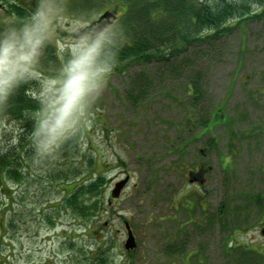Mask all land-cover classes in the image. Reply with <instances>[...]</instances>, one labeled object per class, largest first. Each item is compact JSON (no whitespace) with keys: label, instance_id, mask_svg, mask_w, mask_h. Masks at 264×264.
Wrapping results in <instances>:
<instances>
[{"label":"rangeland","instance_id":"obj_1","mask_svg":"<svg viewBox=\"0 0 264 264\" xmlns=\"http://www.w3.org/2000/svg\"><path fill=\"white\" fill-rule=\"evenodd\" d=\"M18 1L27 6L31 2L0 0L5 5L0 9V40L13 39L12 30L18 37L20 25L33 23L14 21L10 6ZM40 1L47 11L41 16L47 22L44 34L61 54L69 52V46L85 36L82 30L106 9L115 10L118 19L105 27L101 42L122 36V0ZM210 1L240 5L246 20L232 35L213 41L215 47L205 49L200 59L189 52L192 66L178 77L171 70L177 63L168 69L165 63L122 65L80 103L69 134L77 135L80 156L94 161L91 168L81 165V173L88 175L95 168L101 175L104 194L95 198L102 199V212L78 217L68 205L59 207L58 187L67 192L79 181L51 183L46 178L49 167L65 169L63 162L47 160L48 150L26 155L17 149L18 178L0 172L8 193L3 208L10 210L4 243L11 235L17 240L8 263L22 264L28 258L36 264L49 259L113 264L122 259L127 237L123 222L131 219L147 264H154L157 255L162 264H264V18L253 17L263 5L261 0ZM105 28L86 37L88 43ZM31 68L40 93L58 95L45 91L49 85L44 81L53 72L36 64ZM200 70L203 92L195 99L189 82ZM20 129L19 121L0 124V155L19 146ZM202 166L208 171L204 186L196 175L193 181L190 177L192 169ZM128 174L130 182L109 205L110 191ZM48 200L58 203V209L43 215L42 203ZM50 212L57 218L59 237L44 241ZM11 219L19 230L8 229ZM104 244L106 252L97 258L95 251ZM19 245L24 252L20 259Z\"/></svg>","mask_w":264,"mask_h":264},{"label":"trees","instance_id":"obj_2","mask_svg":"<svg viewBox=\"0 0 264 264\" xmlns=\"http://www.w3.org/2000/svg\"><path fill=\"white\" fill-rule=\"evenodd\" d=\"M122 1L125 6L121 19L122 36L117 40H112L111 43L101 42L100 51L96 58L99 66L115 61L114 69L116 70L122 65L127 67L150 64L164 65V63L168 69L177 63L178 67H171V70L178 77L179 72L184 68L192 66L191 56L187 57L189 52L197 60L200 59L204 55L205 49H210V46H212L211 49L215 47L213 41L232 35L237 25L246 20L239 9L240 5H234L230 2L214 4L210 0ZM260 2L263 5L261 13L258 12L253 17L264 18V0ZM33 3L37 6L31 7ZM31 6L30 13H28V8L17 5L10 6L13 9L12 16L16 22L33 21V23H25L29 31L40 22L37 12L45 10L44 7H46L45 4H41L40 0L31 1ZM20 26L25 27L24 24ZM46 53L48 54L46 55ZM69 59V52L61 54L57 44L45 39L42 44V52L36 56L32 65L36 64L53 72L50 79H59L62 77L60 69ZM202 71H197L189 82L190 91H192L195 99H198L203 92V86H201ZM58 72L59 75L55 76L54 73ZM55 86L59 87V84L57 83ZM39 88V81L31 76L28 71L20 72L17 70L7 80L4 90L0 92V124L6 123L7 120H14L19 121L22 125V129L19 131V146L14 145L0 155V170H2V174L5 173V176L18 178L15 171L18 166L15 155L17 149L26 155L37 153L36 145L46 136V131H36L37 126L41 121H47L49 124L52 122L50 107L51 101L55 97L39 93L33 96L32 90L36 89L40 92ZM28 91L31 93L28 94ZM84 99L85 97L81 103ZM77 112L78 110L74 111L73 119H76ZM79 150L77 135L69 134L59 140L48 150L46 157L53 163L55 161L63 162V166L66 167L58 170L50 166L46 178L51 183L56 182V180L62 183L64 179L67 182L78 180L76 186L67 192L65 191L67 194L66 205L74 212V215L88 217L92 212L93 214L95 211L102 212L103 207L100 204L103 201L95 197H102L104 192L101 188V175L95 171V168L89 170L88 175L81 173V165L85 168H91L94 161L92 158L81 157ZM83 160L84 163H82ZM89 175L90 177L87 178ZM81 179L83 180L81 181ZM90 195H92V200Z\"/></svg>","mask_w":264,"mask_h":264},{"label":"clouds","instance_id":"obj_3","mask_svg":"<svg viewBox=\"0 0 264 264\" xmlns=\"http://www.w3.org/2000/svg\"><path fill=\"white\" fill-rule=\"evenodd\" d=\"M46 21L33 26L31 31L22 27L21 35L17 37L15 30L10 35L13 39L0 40V92L4 90L7 80L19 70L29 71L38 55L37 49L46 39L43 34ZM108 31L105 28L98 34L97 40L88 43L86 36L78 38L75 44L69 46L70 59L60 69L62 77L48 79L49 85L45 91H55L58 95L51 101V123L41 121L36 131H46L45 138L36 145L39 152L52 148L65 135L69 134L74 125L73 113L78 110L85 95L93 89H99L105 82L104 77L110 73L116 62L99 66L96 58L100 51L101 38ZM59 87H53L56 84Z\"/></svg>","mask_w":264,"mask_h":264},{"label":"flooded vegetation","instance_id":"obj_4","mask_svg":"<svg viewBox=\"0 0 264 264\" xmlns=\"http://www.w3.org/2000/svg\"><path fill=\"white\" fill-rule=\"evenodd\" d=\"M3 4V3H2ZM0 4V9H5V5L3 4ZM14 5H17V6H21V7H24V8H28L27 10H29V7L27 5H24L22 2L18 1V2H13ZM46 9L44 10H39L37 12L38 14V19L39 21L41 22L42 21V15H46ZM93 21H91V24H92ZM106 21H101L100 23H96L94 24L93 26L89 25L90 27H85L86 29H83L82 31L85 32L83 34H85L86 37H93L95 35V33L98 31V29L102 26L104 27H108L109 25L105 24ZM41 46V45H40ZM39 46V47H40ZM40 49V48H39ZM1 172V170H0ZM194 174L191 173L190 177L193 178L194 175H196L198 177L199 180H203V183H207L208 181V171L207 169L205 168V166H202V167H199L197 168L195 171H193ZM3 173V172H2ZM3 175V174H2ZM3 182V178L0 179V264H14L13 262L10 261V263H8L6 260L7 257H9L10 255L13 257L14 256V252H15V241H17L13 235H11L10 238H7V240H9V243H7V245H5V235L2 234V232H4V230H6L7 228V223H6V216L8 214V212L10 211L9 209L8 210H5L3 207H6L7 205H4V202H3V196H5L6 194V190H7V187L4 186L2 184ZM7 199V198H6ZM67 194H65V192H62V196H61V199H60V203H56L59 205V207H61L62 205L63 206H66L67 207ZM54 201H51V200H48L46 201L44 204L42 203V205L44 206V208H42L40 211L42 212V214L44 215L46 211H53V210H57L58 209V205H56ZM48 214L45 219V225L47 227V237L44 238V241L47 240V241H52L54 237H59L58 236V230L56 229L58 223H57V218L55 216V213L53 214ZM2 215V217H1ZM263 222V225L261 227V233L264 235V220L262 221ZM129 225H130V229H131V233H133L134 237H135V241H136V248L134 249H130V250H123L122 251V259H119L117 262H114L113 264H147L148 261L145 263V261H142L144 258V255H143V251L141 252L139 250V246H140V242H139V239H138V235L135 233L136 230H135V225L133 223V221L130 219V221H128ZM9 226L10 230H19L20 228L19 227H15L16 225V220L14 221V219H11L9 220ZM126 232L127 234V230L125 228L124 230V233ZM6 234V233H5ZM100 247V246H99ZM106 245L104 246H101L99 249H96L95 251V255L96 257H100L102 258L103 255H101L102 251L103 252H106L104 250L105 249ZM9 249V252L10 254H6L5 255V252L6 250L5 249ZM22 245H19V250H18V256H19V259H20V255H22L24 252H22ZM8 253V252H6ZM106 254V253H105ZM22 264H36L35 262H33V260H29L28 258L26 259V261L24 260V262H21ZM154 264H162V261L161 259L159 258V255H157L156 259L153 261ZM42 264H62V262H59V263H53L52 260H46L44 261Z\"/></svg>","mask_w":264,"mask_h":264},{"label":"water","instance_id":"obj_5","mask_svg":"<svg viewBox=\"0 0 264 264\" xmlns=\"http://www.w3.org/2000/svg\"><path fill=\"white\" fill-rule=\"evenodd\" d=\"M115 18H116V14L114 12L106 11L105 13H103L100 16V18L96 22H94V24L97 22H101L102 20H108V23L110 24V23H112V21L110 19H115ZM128 179L129 178H125L123 180H120L119 182L117 181L115 188L111 191L112 197H119L120 196L121 190L124 188V186L128 182ZM126 228L129 231V236H128V239L126 240V243H124L125 248L126 249H133L136 246V243H135L134 236L131 233V230H130L128 223H126Z\"/></svg>","mask_w":264,"mask_h":264}]
</instances>
